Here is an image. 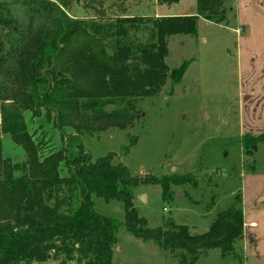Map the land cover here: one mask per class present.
I'll return each instance as SVG.
<instances>
[{
  "label": "trees",
  "instance_id": "trees-1",
  "mask_svg": "<svg viewBox=\"0 0 264 264\" xmlns=\"http://www.w3.org/2000/svg\"><path fill=\"white\" fill-rule=\"evenodd\" d=\"M178 2V0H175ZM197 16L119 17L96 23L71 18L72 0H30L27 20L0 7V264H113L118 220L96 212L95 198L124 205L127 232L157 244L180 264H196L206 252L235 253L245 238L242 200L216 215L209 230L168 222L150 228L139 216L133 191L143 183L110 155L96 161L83 136L133 121L136 101L157 95L169 78L182 79L186 65L169 70L168 44L174 36H196L197 18L223 15L222 0H197ZM222 14V15H221ZM142 27L150 43L135 45ZM46 118L61 131L74 129L63 146L47 152L51 140L35 138L24 114ZM23 148L26 161L2 155V135ZM47 152V153H46ZM188 179L154 178L163 199Z\"/></svg>",
  "mask_w": 264,
  "mask_h": 264
},
{
  "label": "rangeland",
  "instance_id": "rangeland-1",
  "mask_svg": "<svg viewBox=\"0 0 264 264\" xmlns=\"http://www.w3.org/2000/svg\"><path fill=\"white\" fill-rule=\"evenodd\" d=\"M30 0H0L16 19L27 18ZM222 17L197 18L196 36H174L168 44L169 70L186 65L178 82L167 80L151 98L136 101L133 122L83 136L85 151L96 161L110 155L143 181L133 191L136 210L150 228L168 222L189 226L192 234L209 230L222 210L242 200L245 238L235 253L206 252L196 264H264V0H222ZM79 21L110 23L119 17L197 16V0H72L65 9ZM142 27L135 45L150 43ZM2 75H0V80ZM29 132L51 140L57 151L74 129L56 128L45 114H24ZM2 155L22 165L23 148L2 135ZM46 152V153H47ZM185 178L163 199L152 179ZM145 197V202L141 197ZM96 212L118 220L113 264H180L157 244L129 234L124 205L95 198ZM63 257L41 264H62ZM67 264H77L76 261Z\"/></svg>",
  "mask_w": 264,
  "mask_h": 264
},
{
  "label": "water",
  "instance_id": "water-1",
  "mask_svg": "<svg viewBox=\"0 0 264 264\" xmlns=\"http://www.w3.org/2000/svg\"><path fill=\"white\" fill-rule=\"evenodd\" d=\"M141 201L145 202V197L144 196L141 197Z\"/></svg>",
  "mask_w": 264,
  "mask_h": 264
}]
</instances>
